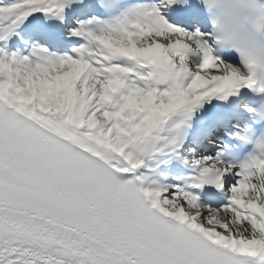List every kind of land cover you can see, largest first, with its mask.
I'll return each instance as SVG.
<instances>
[{"label": "snow or ice", "instance_id": "6c2138e0", "mask_svg": "<svg viewBox=\"0 0 264 264\" xmlns=\"http://www.w3.org/2000/svg\"><path fill=\"white\" fill-rule=\"evenodd\" d=\"M76 2L0 4V264H264V154L192 157L183 185L142 172L206 102L264 84L182 26L186 0H122L71 30L75 56L9 54L21 24Z\"/></svg>", "mask_w": 264, "mask_h": 264}, {"label": "clouds", "instance_id": "9594fccd", "mask_svg": "<svg viewBox=\"0 0 264 264\" xmlns=\"http://www.w3.org/2000/svg\"><path fill=\"white\" fill-rule=\"evenodd\" d=\"M98 3L112 16L118 15L123 7L122 0H98ZM199 3L210 19L211 29L207 34L212 51H236L247 69L243 74L264 84V0H199ZM113 4L115 8L110 7ZM252 112L264 119V108ZM241 137L254 144L248 156L264 154V148L259 147L264 144V133L256 136L248 126Z\"/></svg>", "mask_w": 264, "mask_h": 264}, {"label": "bare ground", "instance_id": "6f19581e", "mask_svg": "<svg viewBox=\"0 0 264 264\" xmlns=\"http://www.w3.org/2000/svg\"><path fill=\"white\" fill-rule=\"evenodd\" d=\"M11 2H12V0H0V4H7V3H11ZM67 13L69 14L70 12L68 11ZM57 19H58L57 17H54V20L52 21V24L55 25V26H60L61 28H63V24H60L59 22H57ZM81 19L82 20H86L87 18L85 16H82ZM21 26H29L28 21L26 23L21 24L19 27H21ZM19 27L17 28V30L19 29ZM71 30L72 29H68L67 28L66 31H71ZM25 43H24L22 48H18L17 52H19L21 54H24V55H27L31 51V49L33 47H35V45L31 46V47H28V44H25ZM53 54L59 55V54H57V51H54ZM214 105H215V99H212L210 102H206L204 104V106L201 109H199L194 114V116L192 117L194 119V121H198L200 123H204L205 117L209 116V113H210L211 109L214 108ZM174 119H178V117H176ZM184 140H185V138L183 137V141ZM211 144H212V141H208L206 143V145H208V146L211 145ZM203 150H205L204 154H206V153L213 154L211 149H205V147L203 149H200L199 152H202ZM164 155H165L164 153L155 154L154 157L147 162L148 163V168L147 169H143L142 172H144L145 174L149 175V178L152 181L155 180V177H156L155 175H159V176L162 177L164 182L166 181V183H170L172 185H177V184L183 185L185 183H190L191 182V177L193 175H195V171L192 172L193 168L190 169V170H186V171H181V169H179V171L177 173H174V174L170 175V172H167L168 170L166 169V167H164L165 166V162H163ZM223 159L226 160L225 157H223ZM152 169H155V171L152 172L151 171ZM200 191L201 190H198L196 192V194H198V192L200 193ZM202 191L207 192L208 189L205 188Z\"/></svg>", "mask_w": 264, "mask_h": 264}, {"label": "rangeland", "instance_id": "374dc122", "mask_svg": "<svg viewBox=\"0 0 264 264\" xmlns=\"http://www.w3.org/2000/svg\"><path fill=\"white\" fill-rule=\"evenodd\" d=\"M211 151H212V150H211ZM212 152H213V151H212ZM192 157H197V158H198L199 156H197V155H192ZM192 157H190V158H192ZM190 158H189V159H190ZM154 181H157V182H159V183H163V184H169V185H172V184H170V183H166V182H164L163 179H160V178H158V177H156Z\"/></svg>", "mask_w": 264, "mask_h": 264}]
</instances>
